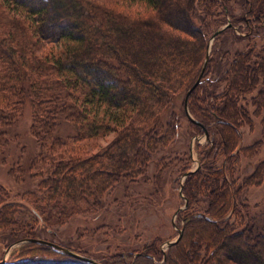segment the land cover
I'll use <instances>...</instances> for the list:
<instances>
[{
	"label": "trees",
	"instance_id": "trees-1",
	"mask_svg": "<svg viewBox=\"0 0 264 264\" xmlns=\"http://www.w3.org/2000/svg\"><path fill=\"white\" fill-rule=\"evenodd\" d=\"M106 1L0 0V159L30 107L36 154L17 171L32 170L40 179L38 192L27 199L12 201L9 191L0 193L5 247L41 239L42 232L52 234L77 216L101 210L121 179L144 175L160 150L179 136L174 108L181 99L186 117L185 98L201 74L212 36L230 18L240 24L232 15L233 0H129L127 13ZM243 4L251 30L264 20V0ZM146 42L152 47L142 60ZM213 53L189 99L192 117L214 136L211 148L199 150L201 167L182 186L188 206L178 213L185 220L181 240L166 251L153 243L101 259L83 256L99 264H264V225L240 203L235 170L240 131L250 119L240 103L264 83V52L237 53L223 78L210 76ZM221 81L226 85L218 89ZM256 96L250 100L255 106L264 101V91ZM188 122L197 133L203 131ZM113 134L101 152L83 154ZM262 171L254 174L260 181ZM205 197L207 207L197 206ZM0 264L90 263L26 243Z\"/></svg>",
	"mask_w": 264,
	"mask_h": 264
},
{
	"label": "rangeland",
	"instance_id": "rangeland-1",
	"mask_svg": "<svg viewBox=\"0 0 264 264\" xmlns=\"http://www.w3.org/2000/svg\"><path fill=\"white\" fill-rule=\"evenodd\" d=\"M128 1L107 0L106 2L112 6L116 5L117 8L119 6L127 13L131 10L126 4ZM167 1L175 2V0ZM243 2L244 0H233L230 4L232 15L240 24H234L230 18L228 24L230 23L232 28L225 30L211 47V54L214 49V63L210 73L213 78L218 75L223 78V74L237 53L253 48L257 53L264 52V20L251 30L247 28L248 24L244 19L248 16ZM195 21L198 25L204 21L201 12L195 17ZM133 42L135 39L131 40V43ZM145 44L140 48L142 60L149 55V47H152V44L147 42ZM225 85L224 81L219 82L218 89H222ZM262 91H264V83L260 84L254 94L248 95L247 101L240 103L241 106H245L244 111L250 119L240 131L242 141L237 151H240L241 159L239 166L235 167L236 179L241 186L240 203L247 207L250 217L258 225H264V101L255 106L250 100ZM181 107L182 100L179 99L174 108V114L179 117L181 126L178 138L171 141L167 148L160 150L150 162L144 175L132 176L135 181L121 179L104 197L101 210L77 216L69 223L55 228L52 234L42 232L39 234L40 238L51 240L63 247H71L80 255L87 254L99 259L122 252H135L153 243L158 245L160 243L161 249L166 251V243L177 239L178 230L182 229L185 223L182 216L176 215L186 203L188 206L184 188L181 194V186L186 181L183 171L186 168L189 172L201 167L202 156L199 150L202 148L206 151L211 148L214 136L209 135L207 139L204 131L197 133L183 115ZM31 124L32 114L28 107L19 126L9 135L10 143L8 142L4 147L0 159V193L3 194V190L9 191L12 201L18 202L16 196L27 199L29 193H37L39 188L40 179L31 175L32 170L17 171L20 164L24 165L31 155L36 154V142L30 134ZM14 134L18 135V138L13 136ZM114 138V134L109 135L98 143L85 147L83 154L86 156L98 154L108 147ZM253 146L255 149H252L251 153L241 152L242 149ZM258 167L263 168L262 181L257 175L254 176L257 169L259 170ZM253 176L254 178L248 183V178ZM245 183H248L247 187ZM220 193L223 194L222 191ZM200 203L197 206L206 208L208 205L206 197L202 198ZM23 207L24 210L28 208L26 204ZM7 248L9 247H5V242L1 238L0 261L4 258L7 262L10 261L20 247L12 249L9 253H6Z\"/></svg>",
	"mask_w": 264,
	"mask_h": 264
},
{
	"label": "water",
	"instance_id": "water-1",
	"mask_svg": "<svg viewBox=\"0 0 264 264\" xmlns=\"http://www.w3.org/2000/svg\"><path fill=\"white\" fill-rule=\"evenodd\" d=\"M231 27V24L229 23L228 25H226L225 27L219 29L218 31H216L214 33V35L212 36L209 44H208V47H207V54H206V59H205V62H204V65H203V68H202V71H201V74L198 78V80L196 81V83L192 86V88L188 91L187 95H186V98H185V102H184V108H185V114H186V117L188 118V120L198 126H201L203 131H204V134L206 136V138L208 139L209 138V134H208V130L206 129V127H204L202 124H200L198 121H196L191 113H190V110H189V99H190V96L192 94V92L197 88V86L200 84L205 72H206V69H207V66H208V63H209V58H210V54H211V47L215 41V39L221 35L227 28ZM196 170H193V171H189L187 172L183 177L186 178L191 174V173H194ZM183 178V179H184ZM184 180V181H185ZM182 189L183 187L181 186V194H182ZM187 207V203L185 205L184 208H181L177 211L176 215L183 209H185ZM175 215V216H176ZM174 224V222H173ZM175 226V224H174ZM176 228V227H175ZM183 236V229H180L178 230V237L175 241L171 242H167L166 243V248H170L171 246H174L176 244L179 243V241L181 240ZM26 243H35V244H41V245H45V246H49L55 250H58L60 252H64L66 253L67 255L71 256L72 258H75V259H78L80 261H83V262H86V263H90V264H99L97 261H95L94 259L92 258H89V257H86V256H83V255H80L72 250H69V249H66L58 244H55V243H52V242H48L46 240H43V239H36V238H30V239H22V240H19V241H16L15 243H13L11 246H9V248L7 249L6 253H9L11 252L12 249L14 248H17V247H20L21 245L23 244H26ZM7 262V259L4 258L2 261H0V263H6Z\"/></svg>",
	"mask_w": 264,
	"mask_h": 264
}]
</instances>
